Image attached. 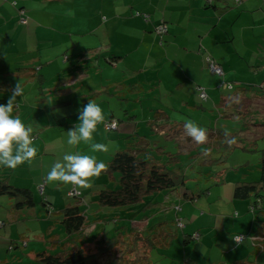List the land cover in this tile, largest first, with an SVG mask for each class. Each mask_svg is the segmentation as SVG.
I'll use <instances>...</instances> for the list:
<instances>
[{"label":"crops","instance_id":"crops-1","mask_svg":"<svg viewBox=\"0 0 264 264\" xmlns=\"http://www.w3.org/2000/svg\"><path fill=\"white\" fill-rule=\"evenodd\" d=\"M88 1L97 3L106 17H100L94 28L97 39L93 45L92 40L85 42L86 55L75 52L78 41L73 40L71 56L78 55L72 61L76 67L66 72L61 67L71 61V56L66 59V53L64 58L39 53L41 40L40 35L33 34L36 31L33 15L29 14L27 23L19 22L15 13L9 10L6 15L1 13L6 6L0 2V86L12 90L18 81L24 86L25 96L17 98L14 114L33 127L34 146L38 150L33 161L10 168L9 175L0 171V177L8 178L15 187L46 197L55 213L63 209L61 201L73 199H69L68 193L77 190L80 196L75 201L88 212L91 227L96 225L95 219H102L101 215L111 218L104 211L110 209L98 206L96 192L103 187H115L109 181L117 184V173L110 171L113 156L124 150L134 137L160 140L166 134L167 138L174 136L168 127L159 133L151 130V124L183 125L195 119L199 123H211L212 119L217 124L243 122L241 115L246 112L242 108L256 104L257 100L243 92L248 90L244 85L247 81L239 87L233 85L232 89L227 85L236 82L234 76L244 74L243 64L264 53V43L260 48L258 45L259 28H264V21L261 24L258 20L264 18V1ZM153 1L157 2L154 6ZM21 7L27 10L26 6ZM134 7L148 13L149 18L137 15ZM162 20L169 26L163 38L155 31ZM208 58L221 65L225 72L223 78L210 72ZM256 67L248 66L254 70ZM60 76L51 90L44 91V83ZM200 88L208 94L206 102L199 97ZM89 100L103 109L105 121L98 125L94 142H114L108 152L92 153L90 146L83 142L77 146L67 143V131L80 122L81 109ZM158 112L163 117L156 118ZM232 113L240 114L231 118ZM111 121L118 122L117 130L105 129L104 124ZM77 152L93 154L107 164L106 170L92 179V186L74 188L58 182L48 183L46 176L53 164L62 161L65 154ZM226 185H214L206 196L187 200L179 212L186 227L167 249L158 251V264H264V249L256 250L249 239L241 244L234 240L236 234L251 235L256 230V220L248 215L250 199L237 197L235 191L231 196L233 187ZM39 186H45L43 195ZM224 193L231 197L221 199ZM92 200L97 203L94 213L89 211ZM189 203L193 205L188 206ZM43 207L47 212L48 207ZM147 207L159 208L154 201ZM196 233L199 238L192 240L189 236ZM0 242L8 246V239L0 237Z\"/></svg>","mask_w":264,"mask_h":264},{"label":"trees","instance_id":"trees-1","mask_svg":"<svg viewBox=\"0 0 264 264\" xmlns=\"http://www.w3.org/2000/svg\"><path fill=\"white\" fill-rule=\"evenodd\" d=\"M238 1L240 0H237V2ZM20 12L22 18H27L29 20L26 16L27 13L24 7L20 8ZM138 13L144 18L145 15H148V13H142L140 11H137V15ZM160 24L166 26V32L159 34V36L163 38L168 34L169 26L168 22L165 20H162ZM155 31L157 32V30ZM227 86L229 89L234 87L233 84H228ZM10 91L11 90H6L4 87L1 88L0 86V104L7 103L11 96ZM253 95L255 97L252 96V100H256V98H259V100L256 101V104L254 103L256 106L252 105L242 108L247 115L246 113H244L245 115H241L244 120L240 130L235 133H229L224 129L225 127H214V123H217V121L215 122L213 119L210 120V125H207V122H197L199 126L207 129L208 144H198L193 150H189V152H183L180 148L175 153L167 151L164 145L166 141L165 137H168V134L163 136L161 140L149 138L148 136L134 137L135 139L129 142L124 150L118 151L113 156L110 163V171L118 174V181L113 188L103 187L97 190L96 199L98 206L123 208L124 210L126 207L144 202V204H139V206L144 207L147 203L150 205L151 201V199L146 200V198H152L153 195L162 193L163 191H166V193L179 192V195L185 200H196L201 195L207 194L212 185L200 191L201 195H196L185 187L187 181L191 180V177L190 174L181 167L182 164L180 160L183 154L193 157V153L196 149L200 150L208 145L212 152H217L218 154V152L221 153V149H223V152L221 157L214 161L207 158L209 157V151L203 152L202 157L206 155L204 162L223 164L228 160L227 155L237 150L246 151L247 153L257 152L260 154V158L257 162L259 171L258 178L251 180L248 178L243 180L240 179L236 181L235 184V195L239 198L250 199L251 201L249 211L252 212L255 217L256 230L251 233V235L236 234L234 238L243 236V241L239 243L235 242L241 244L249 239L256 250L264 249V220L262 219V216H264V147H260L261 142L264 144V86L261 85L260 92L253 93ZM260 101L261 103L263 102L261 106ZM249 110L250 113H248ZM235 114L238 115L240 113H234V115ZM162 115L163 113L158 112L156 118L159 119L163 117ZM234 115L232 113L230 115L231 118H233ZM245 118L248 119L245 121ZM151 125L150 129H154L155 132L158 133L160 129L164 130L168 127L173 134L176 133L178 135L176 136L175 134L170 138L173 141H178L182 136L181 132H185V124L176 125L165 122L162 125ZM179 130H181V132H179ZM226 132L228 136L225 135ZM184 139V143H190L193 140L187 135L184 136L183 140ZM228 139H234L235 142L229 144L227 143ZM178 142L183 143V141ZM246 142L248 143L247 145ZM9 170L11 169L8 167L0 166V171L7 175H9ZM40 188L41 186L38 188L39 191ZM43 188H45V186H43ZM43 191H40L42 195L44 194ZM1 195H8L11 199H15V208L17 210L30 209L37 206L35 195L32 190L15 187L6 177H0V196ZM79 196L80 195L70 197L69 199H73L69 201V204L60 210L58 214L55 213L54 207L48 202V199L41 196L42 204L48 207L46 210L47 214L50 216L57 214L56 220L63 225L67 237L61 245V249L54 253L45 250L40 251L35 255L34 260H31L29 263L25 262L26 264H156L151 260L152 253L155 250L157 252L161 250L162 252L167 249L172 240L178 235L179 230H183L186 227L184 218L179 214L182 209L181 206L175 208L177 217L175 216L172 220H168L164 216L155 218L153 216L150 221V217L145 216L147 217L146 219L141 217L139 220H133L135 224L128 223L131 219H126V215L121 212L116 214L115 217H111L112 220L108 217L95 219L97 223L116 221L118 224L123 220V224H116L117 228L114 230L115 233L113 232L112 236H107L105 234L87 243L84 239L87 237L85 236V230L89 228L90 221L86 215V209L75 201V198ZM258 213L261 216L260 219L257 218ZM119 214L121 216H119ZM117 216L120 217V219L117 220ZM4 222L5 223L0 222L1 229L4 228L7 223L6 220ZM189 237L192 238V240L195 238L198 239L199 234L196 233ZM7 244L9 250L16 249L18 246L17 242L14 240L8 241Z\"/></svg>","mask_w":264,"mask_h":264},{"label":"rangeland","instance_id":"rangeland-1","mask_svg":"<svg viewBox=\"0 0 264 264\" xmlns=\"http://www.w3.org/2000/svg\"><path fill=\"white\" fill-rule=\"evenodd\" d=\"M141 1L142 0H137L138 3H140ZM0 2H3L6 6L5 9H1V13L6 15L8 10L11 11L18 16L19 22L22 18L20 8H22L21 6L23 5L26 6V16L29 18L30 15H33L32 24L34 30H36L33 31V34L37 37H39L40 35L39 40H41V44L39 46L40 48L37 49L42 52L39 51V53H46L48 56L54 55L55 57L60 58H64V53H66V59L71 56V51L74 49L73 40L75 42L78 41V45L75 48L76 53H80L81 51L84 52L85 55L88 53V46L85 44V42L92 40L93 45V42H95V40L97 39L94 28L98 24L100 17H106V15L101 12V8L97 3L94 4L92 3V1L88 0H62L53 2L49 0H0ZM259 2L262 1L259 0ZM155 4H157V2L155 3L153 1V6ZM258 6H260V4H258ZM133 10L134 12H137V8L134 7ZM258 20L259 23L262 24L264 18L260 17V19ZM259 33L261 41L258 45L260 48L264 43V37H262V35H264V28H259ZM50 38L53 39L51 40ZM81 54L82 53H80V55ZM263 54L259 55L256 59H249L247 63L242 65L245 75L241 73L238 78H235L234 76V79L237 83L234 82L231 84L236 87H239L241 84L246 83V81L248 82L244 84L246 86V89L249 88L247 92L243 90V92H245V95L252 97L253 93L260 92V86L264 83V70H262L264 68ZM77 56V54L75 56L72 55L71 61H66V65L62 66L61 69L65 70L66 72L72 70L73 67L75 68L76 65H74L72 61L73 57ZM249 65L257 66L256 70H254L253 68H248ZM88 71L90 72L91 68ZM219 77L223 78V76ZM61 78L62 76L55 78V80L53 81L51 80V82L47 81V83H44V91L47 92L49 89L51 90L54 82ZM256 100H259V98ZM261 105L262 103L260 101V106ZM246 119L248 118H245V121ZM194 122L197 124L198 121L196 120ZM222 123H214V127H225L228 128L229 131L234 129H236L235 131H238L242 128L243 122L232 124H226L224 122ZM210 124L211 123H207V125ZM179 132H181V130H179ZM181 133L182 136L178 141H183V143H179L177 140L173 141L172 139L165 137L166 141L164 146L166 147L167 151L175 153L180 148L183 152H189V150H193L195 146L199 144L194 140H192L190 143H184L185 139L183 140V138L184 136H186V133L184 131ZM176 136L178 135L176 134ZM207 141L206 144H208ZM262 143L263 142H261L260 147H264V144ZM247 144L248 143L246 142V145ZM222 150L223 149L220 150L221 153L218 152L217 154V152H212V150H210V147L207 145L200 150L196 149L193 153V157L184 154L181 156V167H183L191 177V180L187 181L185 186L189 189L190 192H193L196 195H201L200 191L205 190L204 188H207L210 185L224 186L225 183L227 185H232L233 193L231 196H233L236 181L247 178L250 180L258 178L259 171L257 168V162L260 158V154L257 152L247 153L246 151L237 150L234 153L227 155L228 160H226V162H224L223 164L204 162V158L206 155L202 157L203 152L209 151V157L207 158H210V160L214 161L221 157V154L223 152ZM109 182H113L114 185H116L115 181ZM222 195L223 198L221 199L224 200L231 197L226 193ZM179 196V192L166 193V191H163L162 193L153 195L152 198H146V200L151 199L150 204L153 201L157 202V206H159L160 209H153L150 207L148 208L147 206H149V204L147 203V205H144L145 207H147L146 211L144 210V207L139 206V204H144L143 202L132 205L131 207H126L124 210L123 208H107L110 210L104 211L106 215H109L111 217L121 212H127L124 214L126 215V219H131L130 222H128L130 224H135L133 220H139L141 217H144L146 219L147 217L145 216H149L150 221L153 216L154 218L164 216L168 220H172L175 217V208L179 206L182 207L189 202L182 196L181 198ZM201 196H206V194ZM35 198L37 203V206L35 208L33 207L30 209L17 210L15 208V199H11L8 195L0 196V222L5 223L4 221H7L4 228H2L0 231V237L8 239V241L14 240L18 245L16 249L9 250L8 246L2 245V243L0 242V264H24L25 262L29 263L31 260H34L35 255L40 251L45 250L54 253L57 250L61 249V245L66 240L67 234L64 230V227L60 222L56 220V216L58 213L51 217L49 214H47V212L44 211L45 208L43 207V204L41 202L42 197L38 195V192L36 193ZM90 203L91 208H89V211L91 213H94L96 207H94V205H97V203L93 202V200ZM61 204L62 206H60V208H65L67 204H69V202L68 200L64 199L63 201H61ZM191 205L193 204H188V206ZM137 206L139 207L137 208ZM249 214L254 216L253 213L248 210V215ZM260 217L261 216L258 213L257 218L260 219ZM101 218H103L102 215ZM122 221L123 220H121L119 224L118 222L113 221L108 223L98 222L96 223V225H92L85 230V236H87L84 238L85 241L87 243H90L94 241L95 238L98 239L105 234L107 236H112L114 230L117 228L116 224L121 225L123 224ZM106 226L107 230H105ZM179 233L180 235H182L181 229L179 230ZM159 253L160 252H157L155 250L151 255V260H153V262H155L156 264L160 263L156 262L158 257H160L158 255Z\"/></svg>","mask_w":264,"mask_h":264},{"label":"clouds","instance_id":"clouds-1","mask_svg":"<svg viewBox=\"0 0 264 264\" xmlns=\"http://www.w3.org/2000/svg\"><path fill=\"white\" fill-rule=\"evenodd\" d=\"M27 19V18H26ZM28 20V19H27ZM25 89L20 81L12 88L11 96L6 104H0V166L16 169L18 166L33 161L37 156V148L34 146L35 137L33 127L26 124L14 111L17 107V98H24ZM79 123L75 128L67 131V143L77 146L81 142L90 146L91 152H108L114 142L96 143L94 133L98 125L104 123L103 109L95 101L89 100L81 109ZM187 136L196 143L204 144L207 141V129L197 125L193 121H187L184 125ZM228 136V133H225ZM234 139H228L227 143H234ZM107 164L98 161L93 154H65L62 161L53 164L47 173L48 183H62L74 188L91 187L92 179L99 177ZM240 242V237L234 238Z\"/></svg>","mask_w":264,"mask_h":264},{"label":"built area","instance_id":"built-area-1","mask_svg":"<svg viewBox=\"0 0 264 264\" xmlns=\"http://www.w3.org/2000/svg\"><path fill=\"white\" fill-rule=\"evenodd\" d=\"M24 13V12H23ZM139 15V13H138ZM145 18L148 19L149 16L148 15H145ZM22 23H27V19L26 18H22ZM156 30L158 32V34H162V33H165L166 32V26L164 24H159L157 27H156ZM208 63H209V69L210 71L214 74V75H217V76H223L224 75V70L223 68L221 67L220 64H218L214 59L212 58H208ZM199 94H200V98L204 101H207L208 100V94L207 92L205 91V89L203 88H200L199 89ZM118 128V122L116 121H111V122H106L105 123V129L107 131H115L117 130ZM43 186H41L40 188V191L42 192L43 191ZM79 193L77 192V190H71L69 193H68V196L69 197H72V196H77ZM198 237V236H197ZM237 237H240V242L243 241L244 237L243 236H237Z\"/></svg>","mask_w":264,"mask_h":264}]
</instances>
